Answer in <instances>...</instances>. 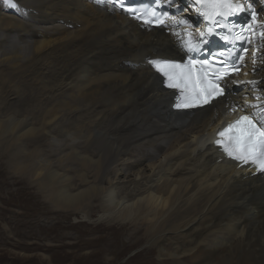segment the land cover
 Masks as SVG:
<instances>
[{
	"label": "bare ground",
	"instance_id": "obj_1",
	"mask_svg": "<svg viewBox=\"0 0 264 264\" xmlns=\"http://www.w3.org/2000/svg\"><path fill=\"white\" fill-rule=\"evenodd\" d=\"M111 1L0 0V161L46 213L77 221L61 227L73 262L141 249L126 264H264V181L206 142L231 120L224 107L264 100V40L244 90L171 115L144 61L173 58L172 36ZM29 245L42 262L45 246Z\"/></svg>",
	"mask_w": 264,
	"mask_h": 264
},
{
	"label": "snow or ice",
	"instance_id": "obj_2",
	"mask_svg": "<svg viewBox=\"0 0 264 264\" xmlns=\"http://www.w3.org/2000/svg\"><path fill=\"white\" fill-rule=\"evenodd\" d=\"M8 3L11 4V0H8ZM197 3L204 9L199 14L217 26L221 24V20H217L216 17L226 19L247 11H251L252 23H255L256 11L252 7L255 0H249L248 8H244L238 3L233 4L232 0H197ZM11 6L16 7L15 4ZM149 15L156 16L157 14L155 11H151ZM150 22V20H145V23ZM158 23L163 25L164 21L159 20ZM211 32L212 29L209 28V33ZM261 39L264 40V33L261 34ZM187 46L189 50L194 47L191 41L188 42ZM241 47L243 48V45ZM244 51H247V49L245 48ZM229 55H231V52H229ZM252 55L255 57V52ZM221 56H223V53H221ZM240 59L242 60L243 56H240ZM150 63L158 73L167 77V86L169 88L180 90V97L177 98L178 102L175 105L178 109L193 108L198 104L207 105L213 96L223 95L222 89L218 86V81L223 76L228 75L229 66H236L235 59L231 61L225 59L220 68H215L208 59H205L200 63L202 75L197 78L195 85L190 87V84H192L191 70L184 71L181 65L158 60L150 61ZM195 63L194 61H189L190 65ZM209 77H213V79H209ZM253 107L256 106L253 105ZM217 135L221 139H217L216 144L221 145L223 151L230 158L239 160L243 164L251 163L257 167L258 171L264 172V120L249 115H241L222 131H219Z\"/></svg>",
	"mask_w": 264,
	"mask_h": 264
},
{
	"label": "rangeland",
	"instance_id": "obj_3",
	"mask_svg": "<svg viewBox=\"0 0 264 264\" xmlns=\"http://www.w3.org/2000/svg\"><path fill=\"white\" fill-rule=\"evenodd\" d=\"M12 102L11 104L15 103L14 100ZM5 162L0 161V264H84L85 262H73L66 255L72 250L68 244L76 236L74 230L67 231L63 228L76 224L77 221H72L70 217L64 219L59 213H46L44 204L36 205L39 198L37 194H30L28 182H19L12 177ZM45 218L52 219L53 222L49 224ZM55 219L59 223L55 224ZM33 242L45 246L41 252L44 257L42 262L34 260L32 252L28 251L29 244ZM140 250L135 249L112 264H126Z\"/></svg>",
	"mask_w": 264,
	"mask_h": 264
}]
</instances>
